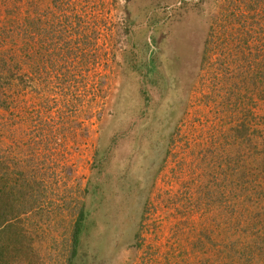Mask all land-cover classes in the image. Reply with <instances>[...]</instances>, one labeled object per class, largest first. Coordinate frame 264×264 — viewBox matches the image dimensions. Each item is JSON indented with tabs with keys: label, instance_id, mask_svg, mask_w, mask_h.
<instances>
[{
	"label": "rangeland",
	"instance_id": "1",
	"mask_svg": "<svg viewBox=\"0 0 264 264\" xmlns=\"http://www.w3.org/2000/svg\"><path fill=\"white\" fill-rule=\"evenodd\" d=\"M215 5L0 0V182L34 206L0 264H264V83L202 64Z\"/></svg>",
	"mask_w": 264,
	"mask_h": 264
},
{
	"label": "trees",
	"instance_id": "2",
	"mask_svg": "<svg viewBox=\"0 0 264 264\" xmlns=\"http://www.w3.org/2000/svg\"><path fill=\"white\" fill-rule=\"evenodd\" d=\"M11 39L13 38L7 40ZM202 64L209 71H214L218 78L222 76V87L225 83L231 84L228 91L234 97L240 96L246 90L251 92L256 87H261L260 84L264 83V0H216L215 12L210 18ZM14 68L18 69V65ZM8 71L11 72L10 69ZM0 94L3 95L2 92ZM0 105L4 106V101H1ZM235 124L230 136L236 138L234 132L237 131L252 147V136L255 131L250 133V124L242 118ZM247 171L250 180L248 181L246 176L244 184L252 186L253 181L258 180L261 175L256 166L248 167ZM13 178L12 181L8 179V183H5L4 179L0 182V205L4 206L3 210L0 209V235H6L12 230L13 222L22 213L20 211L28 214L34 208L33 205L25 207L26 203H21L17 197L23 194L29 185L26 183L24 185L27 187L20 185L21 180L15 179L16 175ZM7 198H9L7 203H12L2 204L1 202ZM16 207L19 208L17 214L14 213ZM84 221L85 213L81 211L73 232L72 258L76 256L80 245ZM261 234H264V223L255 236L260 237ZM3 249L6 250L4 246Z\"/></svg>",
	"mask_w": 264,
	"mask_h": 264
}]
</instances>
